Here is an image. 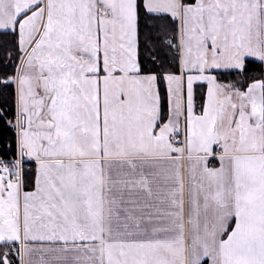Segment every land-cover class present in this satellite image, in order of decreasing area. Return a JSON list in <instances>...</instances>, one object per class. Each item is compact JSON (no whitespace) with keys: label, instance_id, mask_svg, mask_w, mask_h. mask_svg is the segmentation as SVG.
<instances>
[{"label":"snow or ice","instance_id":"obj_1","mask_svg":"<svg viewBox=\"0 0 264 264\" xmlns=\"http://www.w3.org/2000/svg\"><path fill=\"white\" fill-rule=\"evenodd\" d=\"M0 39V264H264V0H0Z\"/></svg>","mask_w":264,"mask_h":264},{"label":"trees","instance_id":"obj_2","mask_svg":"<svg viewBox=\"0 0 264 264\" xmlns=\"http://www.w3.org/2000/svg\"><path fill=\"white\" fill-rule=\"evenodd\" d=\"M3 39H7V38H3ZM3 39H0V45H3ZM8 59H7V54L5 49L0 46V69L3 68L5 63H8Z\"/></svg>","mask_w":264,"mask_h":264}]
</instances>
